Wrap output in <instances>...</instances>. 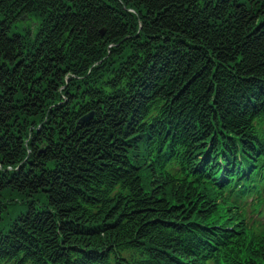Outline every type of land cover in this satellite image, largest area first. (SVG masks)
Instances as JSON below:
<instances>
[{"label":"trees","instance_id":"1","mask_svg":"<svg viewBox=\"0 0 264 264\" xmlns=\"http://www.w3.org/2000/svg\"><path fill=\"white\" fill-rule=\"evenodd\" d=\"M0 264H264V0H0Z\"/></svg>","mask_w":264,"mask_h":264},{"label":"bare ground","instance_id":"2","mask_svg":"<svg viewBox=\"0 0 264 264\" xmlns=\"http://www.w3.org/2000/svg\"><path fill=\"white\" fill-rule=\"evenodd\" d=\"M134 14H135V11L134 10H131ZM251 147H253L252 145L248 148V149H251Z\"/></svg>","mask_w":264,"mask_h":264}]
</instances>
